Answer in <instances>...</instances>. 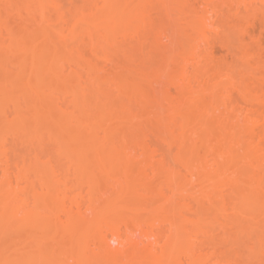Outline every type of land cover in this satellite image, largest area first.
Instances as JSON below:
<instances>
[{"label":"bare ground","instance_id":"1","mask_svg":"<svg viewBox=\"0 0 264 264\" xmlns=\"http://www.w3.org/2000/svg\"><path fill=\"white\" fill-rule=\"evenodd\" d=\"M241 12L0 0V264H250L264 61Z\"/></svg>","mask_w":264,"mask_h":264},{"label":"rangeland","instance_id":"2","mask_svg":"<svg viewBox=\"0 0 264 264\" xmlns=\"http://www.w3.org/2000/svg\"><path fill=\"white\" fill-rule=\"evenodd\" d=\"M237 3L240 6L241 11H242L241 12L242 16L240 17L239 23L241 25L243 24L242 26H244V28L246 27L247 32L249 34V35H247V34L245 35V40H246L245 42L248 44V46L250 45L251 51L256 50L253 53L256 54L257 56L261 57L264 61V0H237ZM261 13H262L263 17L261 16ZM247 36H250V38L248 39ZM213 44H214L213 45L214 48L216 49L215 51L218 54H220V52L222 51L221 46L219 47V45H217L216 42H214ZM215 45H216V47H215ZM11 46L13 49L18 50V47H15L16 45L12 44ZM1 51L4 52L3 50H1ZM2 52H1V54H2ZM3 55H4V53H3ZM1 61H2V58H1ZM20 62L23 63L22 61H20ZM2 64H4V63H2ZM16 69H18V68H16ZM9 70H11V68H9ZM12 71H14V70H12ZM0 72H1V74L3 73L1 71V64H0ZM9 72H7V73H9ZM16 72H18V71L16 70ZM7 73H5V76ZM18 73H20V72H18ZM10 74H13V73L11 72ZM21 74H24L23 71H21ZM21 74H19V76H21ZM16 75H18V74L16 73ZM19 76H17V78ZM11 87L10 88L8 87V89H10L9 93H10L11 100H12L14 98L15 94L14 95L12 94L13 95V98H12L11 93L12 92L15 93L16 92L15 90L17 88L15 87V90H13ZM8 89L6 88V90H8ZM10 104H11V101H10ZM0 115H2V114H0ZM101 184L103 185V182ZM254 219H256V218H254ZM249 221H250V225H251V229H250L251 233L250 234L248 233L247 235L244 236L243 242L242 241L240 242V248L242 249V252L244 254H247L249 257H252V259L250 258V264H264V255H262V256L259 255L260 254L259 250L260 251H261V249L264 250V219L263 220L262 219L251 220V218H249L246 222H248V224H249ZM243 222L245 224V221H243ZM16 229L18 230V228H16ZM8 231L6 230V232H8ZM11 233H12V230H11ZM20 234H21V232H20ZM20 234H19V236H20ZM7 236H10L9 238L11 239V237H14V233L13 234L9 233V235H7ZM22 236H23V233H22ZM9 238H7V239L9 240ZM20 238H22V237L20 236ZM13 239H12V241H13ZM64 253L65 252H63V254ZM62 255H59V258ZM58 260L59 259H57V261Z\"/></svg>","mask_w":264,"mask_h":264}]
</instances>
